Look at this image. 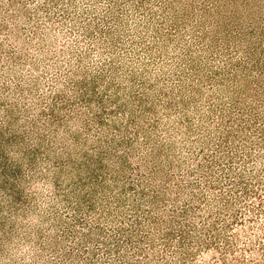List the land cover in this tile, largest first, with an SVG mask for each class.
I'll list each match as a JSON object with an SVG mask.
<instances>
[{
	"label": "rangeland",
	"instance_id": "1",
	"mask_svg": "<svg viewBox=\"0 0 264 264\" xmlns=\"http://www.w3.org/2000/svg\"><path fill=\"white\" fill-rule=\"evenodd\" d=\"M0 264H264V0H0Z\"/></svg>",
	"mask_w": 264,
	"mask_h": 264
}]
</instances>
